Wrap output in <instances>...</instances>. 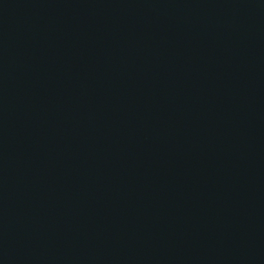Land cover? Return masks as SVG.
<instances>
[{
    "label": "water",
    "instance_id": "obj_1",
    "mask_svg": "<svg viewBox=\"0 0 264 264\" xmlns=\"http://www.w3.org/2000/svg\"><path fill=\"white\" fill-rule=\"evenodd\" d=\"M264 147V0H131Z\"/></svg>",
    "mask_w": 264,
    "mask_h": 264
}]
</instances>
